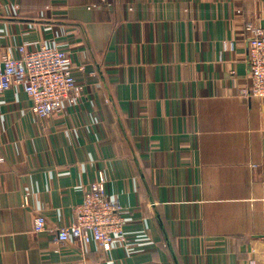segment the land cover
I'll list each match as a JSON object with an SVG mask.
<instances>
[{
    "label": "crops",
    "instance_id": "crops-1",
    "mask_svg": "<svg viewBox=\"0 0 264 264\" xmlns=\"http://www.w3.org/2000/svg\"><path fill=\"white\" fill-rule=\"evenodd\" d=\"M97 3V7L92 4ZM264 0H0V58L55 45L81 88L39 117L0 94V264H252L264 97L241 98ZM102 172L124 240L53 243Z\"/></svg>",
    "mask_w": 264,
    "mask_h": 264
},
{
    "label": "built area",
    "instance_id": "built-area-1",
    "mask_svg": "<svg viewBox=\"0 0 264 264\" xmlns=\"http://www.w3.org/2000/svg\"><path fill=\"white\" fill-rule=\"evenodd\" d=\"M104 1V0H101ZM97 7L98 4H92ZM246 32L248 75L241 98L264 97V28L248 21L243 25ZM17 57L0 58V94L12 86H21L39 117L62 110L70 95L79 96L80 86L71 72L68 52L55 45H41L36 49L18 47ZM106 179L102 172L92 181L79 203L74 205L73 222L57 229H48L42 218L34 219L35 231H48L53 243L60 244L73 239L82 245L96 243L104 251L112 248L115 238L124 240V217L120 203L109 197ZM252 264H264L263 247L258 259Z\"/></svg>",
    "mask_w": 264,
    "mask_h": 264
}]
</instances>
